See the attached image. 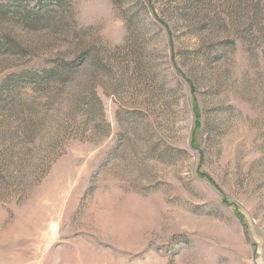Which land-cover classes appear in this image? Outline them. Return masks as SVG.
<instances>
[{"label":"rangeland","instance_id":"rangeland-1","mask_svg":"<svg viewBox=\"0 0 264 264\" xmlns=\"http://www.w3.org/2000/svg\"><path fill=\"white\" fill-rule=\"evenodd\" d=\"M7 2L0 264H264V0Z\"/></svg>","mask_w":264,"mask_h":264},{"label":"trees","instance_id":"trees-1","mask_svg":"<svg viewBox=\"0 0 264 264\" xmlns=\"http://www.w3.org/2000/svg\"><path fill=\"white\" fill-rule=\"evenodd\" d=\"M61 0H53V2H60ZM38 4H40V2L38 1ZM19 5V0H8L7 2V6H2L3 9L5 10H1L3 13H6L9 8L10 9H14L15 7H18ZM24 9V13H26L27 17H30L32 15H35L36 12L35 10H31V9H27V8H22ZM68 68L66 66H63L62 68H60L59 70L56 71H50L45 73L44 75H39L37 73H31V74H23V78H30L33 79L35 81H39L41 79H45V81H48V83L50 82H60L63 81V78L67 77L66 75H68Z\"/></svg>","mask_w":264,"mask_h":264}]
</instances>
